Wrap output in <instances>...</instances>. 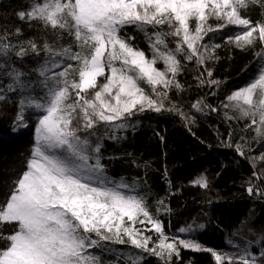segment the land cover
<instances>
[{
    "label": "snow or ice",
    "instance_id": "6c2138e0",
    "mask_svg": "<svg viewBox=\"0 0 264 264\" xmlns=\"http://www.w3.org/2000/svg\"><path fill=\"white\" fill-rule=\"evenodd\" d=\"M252 6L264 9V0H30L16 13L54 39L42 44L22 40L20 27L0 34V101L10 99L8 93L17 96L10 133L28 127L29 112L39 114L34 144L21 169L0 181V264H142L144 254L173 264L181 249L210 253L215 264H264V235L255 241L262 244L259 256L253 254L252 241L241 247L229 240L232 252L203 246L192 238L196 228H204L195 221L178 230L184 238L168 235L135 179L129 183L108 175L97 134L103 125L108 139H124L117 133L135 130L131 117L146 111L174 112L189 120L174 105H165L173 88L183 90L177 80L186 67L182 61L203 67L207 79L203 73L196 77L200 86H218L221 82L206 65L218 59L220 45L205 38L233 26L238 31L223 37L227 43L242 51L257 43L262 47L255 53V75L226 97L223 107L250 117L257 136H264V11L253 22L247 15ZM211 19L219 23L212 25ZM129 27L143 33L151 58L133 43L135 36L124 32ZM169 37L175 38V48L169 47ZM66 38L69 43H62ZM29 56L36 66L25 70ZM192 107L217 111L203 100ZM81 131L87 135H78ZM224 146L234 147L254 169L256 159L264 160V154L247 157L239 143L224 141ZM253 177L264 179L256 171ZM191 184L209 188L203 173ZM246 191L264 197V186L251 180ZM157 203L158 213L171 211L163 199Z\"/></svg>",
    "mask_w": 264,
    "mask_h": 264
},
{
    "label": "trees",
    "instance_id": "16d2710c",
    "mask_svg": "<svg viewBox=\"0 0 264 264\" xmlns=\"http://www.w3.org/2000/svg\"><path fill=\"white\" fill-rule=\"evenodd\" d=\"M29 2L30 0H0V34L5 30L14 32L16 27H20L22 40L34 39L38 44H42L44 39L51 42L54 38L49 33L38 27L30 28L17 18L16 13L24 10ZM262 11L264 9L259 6H252L247 15L255 22L261 19ZM209 23L216 25L219 22L211 19ZM164 28L167 30V26ZM236 31L238 29L229 26L221 32L209 33L205 38L206 43L220 45L215 50L218 59L209 61L206 65L212 69V78L221 82L218 86H200L196 77L203 73V79H207L203 67L198 68L191 61H182L186 67L177 80L183 85V90L178 92L173 88L165 105H174L186 113L189 120L181 119L174 112L146 111L131 117V122L136 124L135 130L129 128L117 133L124 139H108L103 125L98 126L97 134L103 145L101 151L105 159L102 163L107 166L108 175L115 180L124 177L129 183L135 179L138 190L147 194L150 211L162 221L168 235L184 238V234L178 230L195 221V225L203 224L204 228H196L192 238L203 246L232 252L234 249L228 243L229 240L241 247L252 241L253 254L259 256L262 244H256L255 241L264 235V197H257L255 194L249 196L246 188L250 180L256 185L264 186V179L253 177L254 171L264 176L260 171L264 169V160L256 159L254 169L248 158L239 156L234 147L224 146V141L233 145L239 143L247 157L258 158L264 154V136H257L256 125H251L250 117L244 118L239 110L231 106L225 108L223 105L227 103L226 97L247 84L255 75L258 68L255 53L262 46L257 43L254 49L242 51L223 39ZM124 32L135 36L133 43L151 58L152 52L143 33L131 27ZM10 39L15 41L16 37L12 36ZM69 39H64L62 43H69ZM174 39L168 38L171 48H175V43L172 42ZM35 66V60L31 56L25 58V70H31ZM157 67L163 69L164 66L158 63ZM144 87L151 94V89L147 85ZM7 95L10 99L0 101V134H3V143H0V181L21 169L34 144L36 118L39 115L29 112L31 119L28 120V127L10 133L17 96L15 93ZM198 100H203L204 104L217 111L205 108L202 112H197L192 105ZM225 113L233 119H227ZM256 119L258 121L259 117ZM229 133H232L231 137ZM78 135L84 137L87 133L81 131ZM90 139L93 144L97 141L95 136ZM201 173L208 177L207 189L191 184ZM161 199L171 209L170 212H157V208L161 207L157 202ZM147 235L156 239L154 233L149 232ZM115 247L127 248L125 245ZM142 264H162V261L144 254ZM173 264H215V261L210 253L181 249L180 258L177 260L173 257Z\"/></svg>",
    "mask_w": 264,
    "mask_h": 264
},
{
    "label": "rangeland",
    "instance_id": "374dc122",
    "mask_svg": "<svg viewBox=\"0 0 264 264\" xmlns=\"http://www.w3.org/2000/svg\"><path fill=\"white\" fill-rule=\"evenodd\" d=\"M82 133H83V131H82ZM79 134V133H78Z\"/></svg>",
    "mask_w": 264,
    "mask_h": 264
}]
</instances>
